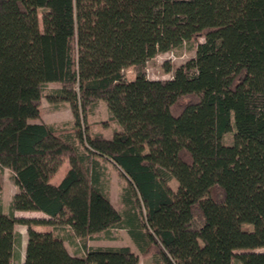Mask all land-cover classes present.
Wrapping results in <instances>:
<instances>
[{
    "label": "trees",
    "instance_id": "1",
    "mask_svg": "<svg viewBox=\"0 0 264 264\" xmlns=\"http://www.w3.org/2000/svg\"><path fill=\"white\" fill-rule=\"evenodd\" d=\"M185 44L195 56L166 63L172 78L148 77L149 60ZM50 83L71 130L41 120ZM101 100L112 137L87 122ZM101 158L127 179L124 212ZM2 168L22 192L0 204V264H139L128 245H89L116 227L150 264H264V0H0ZM34 225L68 226L82 253Z\"/></svg>",
    "mask_w": 264,
    "mask_h": 264
},
{
    "label": "rangeland",
    "instance_id": "2",
    "mask_svg": "<svg viewBox=\"0 0 264 264\" xmlns=\"http://www.w3.org/2000/svg\"><path fill=\"white\" fill-rule=\"evenodd\" d=\"M200 41H203V39H200ZM194 45L195 44H185L181 48L158 54L155 58L149 60L146 65V73L148 77L151 79L172 78V73L166 71V63H169L173 67H177L193 58L196 53ZM125 73L129 79L135 77L133 67L126 69ZM59 86L60 84L58 83H50L45 87L41 101V120L56 127L71 130L75 121L70 103L61 98H50L48 96L53 88ZM109 117L110 113L107 104L105 101L101 100L87 116V122L91 125V132L101 131L106 135H113V131L118 129L119 125L116 122L110 121ZM226 139L227 141H230L231 138L230 136H227ZM100 162L103 167V182L106 186L107 193L110 196L112 203L120 211L124 212L128 207L122 201V193L128 184L127 179L123 177L119 168L109 159L101 158ZM68 168L69 163L66 162L58 174H65L67 171L66 169ZM0 177L2 181L0 204L3 207L4 212L7 213L10 210L11 202L16 196L21 194L22 189L14 173L8 168H2L0 170ZM170 184L174 189L177 187L175 181H171ZM15 214L18 217L47 218V215L41 211H16ZM33 227L39 231H53L59 234L65 239V245L71 253H78V255L82 253L81 240L72 234V231L68 226L58 225L53 227L50 225H34ZM15 228L20 233L21 241L16 249V252L18 253L20 251L22 252L24 249V244L27 239V227L23 224H17ZM100 244L113 246L130 245L134 252L139 254L140 264H149L150 262L139 252L126 228L116 227L109 234L101 233L89 240V245L98 246ZM259 251H264V248H260Z\"/></svg>",
    "mask_w": 264,
    "mask_h": 264
},
{
    "label": "crops",
    "instance_id": "3",
    "mask_svg": "<svg viewBox=\"0 0 264 264\" xmlns=\"http://www.w3.org/2000/svg\"><path fill=\"white\" fill-rule=\"evenodd\" d=\"M103 134L106 136V137H111L112 135L111 134H109V135H106L104 132H103ZM66 170H68V169H66ZM60 171V170H59ZM59 171H58V173H59ZM67 172V171H66ZM65 172V173H66ZM56 174V176L54 177V179H53V183H55V184H58L61 180H62V178L64 177V173H61V174ZM36 229V228H35ZM27 239H28V235H27ZM27 239H26V242H25V244H24V249H23V251L21 252H18L17 253V257L15 258V261L16 262H18V261H23L24 259H25V251H26V245H27ZM98 246H113V245H107V244H100V245H98ZM116 246V245H115ZM128 246H130V245H128ZM131 247V246H130ZM133 249V248H132ZM134 251V250H133ZM146 259L147 260H149L150 261V259H151V256H148V257H146ZM139 264H140V261H139ZM149 264H150V262H149Z\"/></svg>",
    "mask_w": 264,
    "mask_h": 264
}]
</instances>
